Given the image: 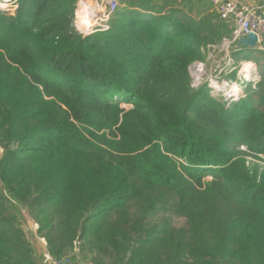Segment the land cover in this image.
Masks as SVG:
<instances>
[{
  "label": "trees",
  "instance_id": "16d2710c",
  "mask_svg": "<svg viewBox=\"0 0 264 264\" xmlns=\"http://www.w3.org/2000/svg\"><path fill=\"white\" fill-rule=\"evenodd\" d=\"M79 1L0 11V264H41L23 218L71 264H264V169L238 152L264 158V36L232 52L260 76L232 101L190 87L231 38L212 0H118L86 37Z\"/></svg>",
  "mask_w": 264,
  "mask_h": 264
},
{
  "label": "rangeland",
  "instance_id": "374dc122",
  "mask_svg": "<svg viewBox=\"0 0 264 264\" xmlns=\"http://www.w3.org/2000/svg\"><path fill=\"white\" fill-rule=\"evenodd\" d=\"M1 5H3V3L0 2V6ZM4 5H8V7L7 8L2 7L6 9H1L0 7V11L9 13L11 15L15 14L19 6L17 0H12L6 4L4 3ZM109 5H110V0H80L75 9V17L73 22L75 32L80 37H86L93 33L108 31V29L104 27L95 29L92 28L91 26L95 22L96 23L100 22L99 19L102 18L101 17L102 12H104ZM108 28H110V24ZM236 49L237 48L235 44L227 45L224 44L223 42L217 46L209 45L206 49H203L202 61L192 64L189 68L191 89L197 90L201 88L206 82H209V88L211 89L212 95H214L215 97L223 96L224 98L226 97L229 100H233V98H230V96L226 94L227 91L224 93L223 92L224 90L222 91L217 90L218 91L217 92L214 89V87L216 88L220 84L228 85L234 82L235 80L228 81L227 78L228 76L230 77V75H234L235 73L237 75L236 80L238 81L240 79V76H242L241 72L244 68L243 66L246 60L238 59L237 62V60L234 59L232 52L235 51ZM243 80H244L243 83L239 87L240 90L233 94V97H236L237 100L240 99V97L243 98L242 94L247 88L246 87L247 83L252 82L254 88L256 87L255 86L256 82L260 80L259 72L255 63L254 66L249 68V76L243 78ZM211 86L213 87V89L211 88ZM123 107H126L128 109L131 106L128 105ZM238 152L241 154V157L247 160V162L251 167L253 168L259 167L260 169H264V158L262 155H254L250 153L244 146L239 147ZM1 154H2V149L0 147V156ZM207 179L209 181L212 180L210 176ZM21 220H22V227L24 228L29 241L33 244V247L35 248V254L37 258H39L41 264H43L42 256L46 251H49L47 248L48 247L47 242L45 238H42L37 235V230L39 229V226L35 222H33L32 220H27V219L25 220L24 218ZM184 223L185 221L180 218H173L172 220V224L175 227H183ZM80 245L81 244L78 242L74 243V252L69 256L73 257L75 255L77 258H81V256H79ZM85 264H93V263L86 262Z\"/></svg>",
  "mask_w": 264,
  "mask_h": 264
},
{
  "label": "built area",
  "instance_id": "2783aa9c",
  "mask_svg": "<svg viewBox=\"0 0 264 264\" xmlns=\"http://www.w3.org/2000/svg\"><path fill=\"white\" fill-rule=\"evenodd\" d=\"M10 1L12 0H0L3 4ZM212 2L221 18L232 22L233 25L231 38L224 39V44H237L240 38L246 37L251 33L256 34L261 43L264 36V13L259 12L257 8L242 5L238 0H212ZM118 7V0H110V5L102 12V18L99 19L100 22L93 23L91 27L95 29L104 27L109 30V24ZM42 262L43 264H71L69 257L55 258L49 251L43 254Z\"/></svg>",
  "mask_w": 264,
  "mask_h": 264
},
{
  "label": "bare ground",
  "instance_id": "6f19581e",
  "mask_svg": "<svg viewBox=\"0 0 264 264\" xmlns=\"http://www.w3.org/2000/svg\"><path fill=\"white\" fill-rule=\"evenodd\" d=\"M6 4V3H5ZM2 7H8V5H1V8ZM252 66H254V63H252V62H244V68H243V70H242V72H241V75L242 76H240V79H239V81L237 80V81H234V82H232V83H230V84H228V85H226V84H220V85H218L216 88L214 87V89L217 91V90H224L223 92L225 93L226 91V94L228 95V96H230V98H233V100L232 101H238L237 99H236V97H233V93H236L237 91H239L240 89H239V87L241 86V84L243 83V78H246V77H248L249 76V68H251ZM245 81H247V80H245ZM255 82V81H254ZM233 83H235V84H233ZM218 84V83H217ZM225 85V86H224ZM219 86H220V88H219ZM223 86V87H222ZM244 87V86H243ZM211 88L213 89V87L211 86ZM218 92V91H217ZM243 96H244V92H243V94H242ZM241 95V96H242ZM227 96V97H228ZM229 98V97H228ZM242 97H240V99H241Z\"/></svg>",
  "mask_w": 264,
  "mask_h": 264
},
{
  "label": "water",
  "instance_id": "95a60500",
  "mask_svg": "<svg viewBox=\"0 0 264 264\" xmlns=\"http://www.w3.org/2000/svg\"><path fill=\"white\" fill-rule=\"evenodd\" d=\"M260 44L259 37L251 33L246 37H242L237 41L236 48L238 50L244 49V48H255Z\"/></svg>",
  "mask_w": 264,
  "mask_h": 264
},
{
  "label": "crops",
  "instance_id": "0c3cea01",
  "mask_svg": "<svg viewBox=\"0 0 264 264\" xmlns=\"http://www.w3.org/2000/svg\"><path fill=\"white\" fill-rule=\"evenodd\" d=\"M238 1L242 5L257 8L259 12L264 13V0H238Z\"/></svg>",
  "mask_w": 264,
  "mask_h": 264
}]
</instances>
